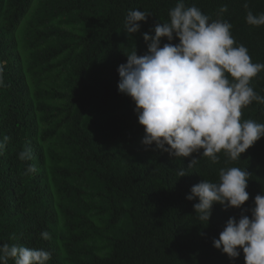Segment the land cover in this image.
I'll return each mask as SVG.
<instances>
[{
	"label": "trees",
	"instance_id": "trees-1",
	"mask_svg": "<svg viewBox=\"0 0 264 264\" xmlns=\"http://www.w3.org/2000/svg\"><path fill=\"white\" fill-rule=\"evenodd\" d=\"M176 2L0 0V141L9 137L0 152V244L43 248L49 264H245L242 250L233 261L213 245L242 210L215 204L205 227L198 198L186 197L204 179L217 182L221 168L239 167L250 173L243 209L251 217L264 194V138L240 160L220 153L216 164L200 157L188 168L191 158L146 150L135 103L118 90L125 54L147 52L142 33L154 35ZM185 3L231 23L237 44L264 63V26L248 25L244 7L259 14L264 0ZM222 5L228 12L219 17ZM137 9L151 16L128 35L125 18ZM252 87L264 96V71ZM242 111V120L264 123V104ZM25 149L32 159L21 161ZM33 164L37 172L24 175Z\"/></svg>",
	"mask_w": 264,
	"mask_h": 264
},
{
	"label": "clouds",
	"instance_id": "clouds-1",
	"mask_svg": "<svg viewBox=\"0 0 264 264\" xmlns=\"http://www.w3.org/2000/svg\"><path fill=\"white\" fill-rule=\"evenodd\" d=\"M244 7L248 25L264 26V12L255 14L247 3ZM226 12L227 5H222L218 16ZM150 16L147 11L130 10L125 32L141 33V22ZM168 16L167 22L155 25L154 35L142 33L147 52L138 55L134 49L117 68L118 90L134 101L138 122L144 128L141 143L146 150L155 145V150L170 157L191 158L188 168L200 157L216 164L220 153L231 161L240 160L241 154L264 138V123L241 119L242 110L253 102L264 104V96L252 87L253 78L264 71V63H254L248 48L237 44L231 23L212 19L195 4L187 6L185 0H177ZM2 72L0 68V86L4 83ZM8 140L5 136L0 141V152ZM18 158L31 160V150L21 151ZM36 172L33 164L23 174ZM177 175L181 178L188 173L180 169ZM249 176L239 167L221 168L217 182L202 180L191 187L186 199L198 198L193 207L205 227L215 204L225 211L241 209L240 218L230 217L219 238H213V245L233 261L242 250L245 264H264V194L256 195L249 217L243 209L250 199ZM40 236L51 238L47 231ZM10 260L14 264H49L51 253L43 248L0 244V264Z\"/></svg>",
	"mask_w": 264,
	"mask_h": 264
}]
</instances>
